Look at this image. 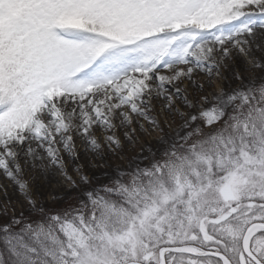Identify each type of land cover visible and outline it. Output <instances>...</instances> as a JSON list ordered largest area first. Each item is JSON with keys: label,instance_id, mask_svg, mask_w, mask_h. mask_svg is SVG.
I'll list each match as a JSON object with an SVG mask.
<instances>
[{"label": "snow or ice", "instance_id": "snow-or-ice-1", "mask_svg": "<svg viewBox=\"0 0 264 264\" xmlns=\"http://www.w3.org/2000/svg\"><path fill=\"white\" fill-rule=\"evenodd\" d=\"M0 177V264H264V0H0Z\"/></svg>", "mask_w": 264, "mask_h": 264}, {"label": "rangeland", "instance_id": "rangeland-1", "mask_svg": "<svg viewBox=\"0 0 264 264\" xmlns=\"http://www.w3.org/2000/svg\"><path fill=\"white\" fill-rule=\"evenodd\" d=\"M95 163L99 164L102 163V161H95ZM50 181H51L50 183H48L47 181L40 182L44 184V188H43V196L39 198L43 200V202H45L47 206L52 207L54 206L55 202L50 199V196L53 194L57 196H63L67 186L66 185L61 186V184L58 182L59 181L58 177L50 178ZM0 183H6V181H4L2 177H0ZM9 196L14 200L18 198L17 194L14 192L11 186H9ZM2 199L3 197L2 195H0V200Z\"/></svg>", "mask_w": 264, "mask_h": 264}]
</instances>
